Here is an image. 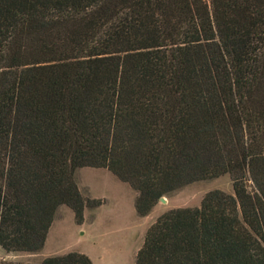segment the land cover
I'll use <instances>...</instances> for the list:
<instances>
[{"label":"trees","instance_id":"16d2710c","mask_svg":"<svg viewBox=\"0 0 264 264\" xmlns=\"http://www.w3.org/2000/svg\"><path fill=\"white\" fill-rule=\"evenodd\" d=\"M86 166L143 216L231 174L235 193L160 215L136 264H264V0H0V246L42 250L63 205L84 223L104 203Z\"/></svg>","mask_w":264,"mask_h":264},{"label":"rangeland","instance_id":"374dc122","mask_svg":"<svg viewBox=\"0 0 264 264\" xmlns=\"http://www.w3.org/2000/svg\"><path fill=\"white\" fill-rule=\"evenodd\" d=\"M76 178L87 198H102L104 203L87 206L84 223L77 221L72 207L61 206L42 250L7 251L0 246V264H41L49 256L70 251L89 254L95 264H136L146 233L160 215L176 207L201 205L206 194L215 189L235 193L233 177L227 173L195 181L164 196L143 216L136 208L138 192L111 170L81 167Z\"/></svg>","mask_w":264,"mask_h":264}]
</instances>
